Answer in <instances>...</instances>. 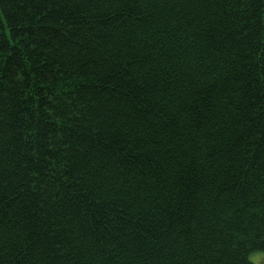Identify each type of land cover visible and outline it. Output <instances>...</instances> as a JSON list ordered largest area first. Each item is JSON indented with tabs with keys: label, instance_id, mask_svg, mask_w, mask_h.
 Instances as JSON below:
<instances>
[{
	"label": "trees",
	"instance_id": "1",
	"mask_svg": "<svg viewBox=\"0 0 264 264\" xmlns=\"http://www.w3.org/2000/svg\"><path fill=\"white\" fill-rule=\"evenodd\" d=\"M264 0H0V264H253Z\"/></svg>",
	"mask_w": 264,
	"mask_h": 264
},
{
	"label": "rangeland",
	"instance_id": "2",
	"mask_svg": "<svg viewBox=\"0 0 264 264\" xmlns=\"http://www.w3.org/2000/svg\"><path fill=\"white\" fill-rule=\"evenodd\" d=\"M253 264H264V251L254 252L250 255Z\"/></svg>",
	"mask_w": 264,
	"mask_h": 264
}]
</instances>
